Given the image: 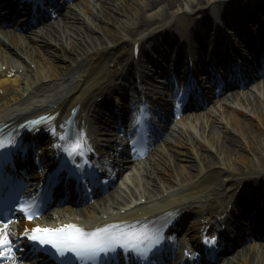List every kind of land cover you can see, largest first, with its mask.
<instances>
[{
    "label": "bare ground",
    "instance_id": "obj_1",
    "mask_svg": "<svg viewBox=\"0 0 264 264\" xmlns=\"http://www.w3.org/2000/svg\"><path fill=\"white\" fill-rule=\"evenodd\" d=\"M205 1L208 3L210 0H106V3L97 4L96 8L91 6V11L95 9L93 14L96 15V19L97 17L100 18L103 14L102 19L108 20V22H111L109 21V19H111L115 22L122 23L126 21L127 16H133L138 20L133 26L121 28L122 30L119 31V38H115L116 34H113L111 27L102 25L101 28L110 36L107 37L106 42L111 45L115 43V40L120 39V41H123L134 33V31L143 29L146 26H149L147 31H150L160 24L159 18L164 14L168 12H178L179 9L177 7L191 10L192 7L189 6L194 4L201 5V3ZM71 16L76 15L72 14ZM104 16L108 19H105ZM84 17L87 18L86 21L90 20V23H85L83 26L80 24V22H82L81 19H79L78 22H71L69 27L72 30H69L66 36L59 35L53 38L56 43L55 47H52L50 42L51 37L55 35L53 33L44 36L28 37L26 44L23 46L14 42L17 40L15 35L10 36L15 43L13 49L6 47L1 48L2 58L5 60V64L8 68L11 67L12 69L13 67L15 71L22 66L26 70L28 69L27 62L25 63L17 59V57L20 58L24 55L30 59L35 67H37L39 79L45 76L50 79L51 82H55L57 79H64L65 75H67L65 74L66 68H69L71 63L76 59L78 62L75 65L79 66V72H81L84 66L87 65V62L91 61V64L103 57L102 53H99L102 50L101 45L103 41L99 36L90 33V27L88 26L89 24L96 27L98 30L100 25L98 22H95L91 14H88L86 11H84ZM8 31L12 32L13 30L9 29ZM47 31H49V29ZM66 46L70 48L71 53L64 49ZM54 59L57 60V63L54 62ZM65 60H67V62H64ZM17 76L18 75H15L11 81L18 82ZM4 80H6V77H0V85L6 83ZM249 107L250 109L247 110L250 111L257 120H255V122H249L242 118H240L241 121L235 118L238 121L236 122V124H238L237 135L226 136V140L229 141L228 144L221 142L224 141V139H216L214 133L211 132L209 136L212 139H210L209 143H211L212 148L214 147V151L218 155V158H214L213 155H206L204 156V160L215 165H219V162H221L222 164L220 165L224 164L230 171L238 174L249 171L251 168H264V105L263 108L257 107L256 105H251ZM160 162V158H157L156 163L159 164ZM183 167L184 170H182L181 173L182 178L187 179L192 177L193 174L191 170L194 168L192 163L186 162L183 164ZM238 177L239 175L227 174L226 172L224 180H234ZM250 245V249L252 250L264 249V242L256 243L255 245L251 243ZM258 261L259 260L250 261L249 263L242 262L239 264H257ZM260 264H264V261Z\"/></svg>",
    "mask_w": 264,
    "mask_h": 264
},
{
    "label": "snow or ice",
    "instance_id": "obj_2",
    "mask_svg": "<svg viewBox=\"0 0 264 264\" xmlns=\"http://www.w3.org/2000/svg\"><path fill=\"white\" fill-rule=\"evenodd\" d=\"M140 121L138 120L137 123ZM66 140L64 152L69 157L83 156L85 147L82 136L69 138L67 134L62 137ZM11 135L4 137L0 135V159L3 158V150L15 144ZM30 204L19 203L16 207L29 211ZM31 218V215H29ZM7 220H0V224L7 225ZM27 234V233H25ZM29 238L40 245H51L61 256L71 252L82 261H92L101 253L114 252L117 247L123 248L125 252L132 251L141 258H147L154 247L164 238L159 228H152L146 225L130 227L122 222L106 224L94 229H85L76 224L62 225L59 228H40L32 230ZM206 243H213L216 237L209 239L204 237ZM13 244L11 233H4L0 230V257L14 253L15 249L10 247ZM8 249V252H5Z\"/></svg>",
    "mask_w": 264,
    "mask_h": 264
}]
</instances>
